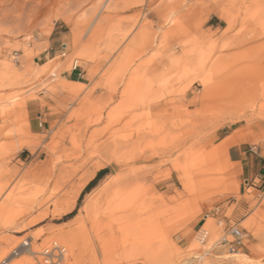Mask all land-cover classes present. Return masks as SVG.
Segmentation results:
<instances>
[{
  "label": "rangeland",
  "instance_id": "374dc122",
  "mask_svg": "<svg viewBox=\"0 0 264 264\" xmlns=\"http://www.w3.org/2000/svg\"><path fill=\"white\" fill-rule=\"evenodd\" d=\"M85 4L35 22L24 60L22 38L1 57L16 77L0 79L5 264L52 241L64 264H237L215 261L231 226L264 264V0Z\"/></svg>",
  "mask_w": 264,
  "mask_h": 264
},
{
  "label": "bare ground",
  "instance_id": "6f19581e",
  "mask_svg": "<svg viewBox=\"0 0 264 264\" xmlns=\"http://www.w3.org/2000/svg\"><path fill=\"white\" fill-rule=\"evenodd\" d=\"M88 1L90 2L94 0H46L45 1L46 5H44V2H40L38 0H0V68H3V71L0 74V79H4V80L10 79V80L16 81L15 75H13L11 72V68H14V65L11 63V60L10 61L6 60L7 57L5 60H3L1 59V57L2 55L6 56L8 53L12 51L19 50V47L21 49L22 48L21 43H22V45L24 46L23 50H25V53H26L22 59L24 60V58L27 56V52L30 49L29 41L32 35V25L35 22L42 20L44 16L46 17L47 14H50L53 11H55V16L52 15L53 17L59 20L63 19L68 24L72 23L71 21L74 18L75 14H77V12L81 8L83 9V7L86 5L85 3ZM74 31L77 32L76 30ZM15 38H22V42L17 46L12 44V40ZM77 43L78 41L74 34V37L72 38V44L73 46L76 47ZM66 47L68 48L67 45ZM75 54L78 57L86 58L85 54H83L81 49H77ZM75 63L78 66L79 60L76 59ZM54 64H56V62H54ZM66 64L67 63L65 62L64 63L58 62L56 66L52 64H46L43 67L48 72H49V69H52V68L55 72H57V71H60L62 68L66 67L67 66ZM201 83L205 85V82L202 81ZM70 84H73V83H70ZM73 85L74 86H84L83 84L81 85L78 83L73 84ZM103 167H104L103 165L98 166L99 169H102ZM25 241H23L21 244L26 245ZM50 244L53 245V248L49 246ZM29 245L32 246V243ZM49 245L45 246L41 251H38L36 248L29 249L27 251L29 255L31 256L29 261L27 262L19 261L13 264H26V263L36 264L35 263L36 261H34L33 257L37 259L38 255L40 256L42 260V264H50V262L51 264H64L66 260L67 252H68L67 248L63 244L59 243L58 241H52L49 243ZM56 247L59 248V251H60L59 253L54 252V248ZM195 250L197 249L195 248ZM12 252H13V248L8 249V250L7 249L1 250L0 251V264H5L4 262L5 259ZM192 256H193L192 259H188L185 262H190V261L193 262L192 260H197V262H200L202 260H207L205 259L207 254H200L199 252H196ZM215 261L216 262H226V263L234 262L237 264H253L252 259L240 253L231 254L230 256H223L222 258L216 257ZM11 263L12 262H10V264Z\"/></svg>",
  "mask_w": 264,
  "mask_h": 264
},
{
  "label": "built area",
  "instance_id": "2783aa9c",
  "mask_svg": "<svg viewBox=\"0 0 264 264\" xmlns=\"http://www.w3.org/2000/svg\"><path fill=\"white\" fill-rule=\"evenodd\" d=\"M67 50L66 45L63 47V51ZM66 53H62V56L64 57ZM74 68H77V65H75ZM210 234L208 231L201 228L198 232V242L205 246L208 244ZM247 233L244 232V230L240 229L237 226H231L228 228H225L224 233L222 237L219 239L217 246H223L227 249L229 254H237L240 253V251L243 249V247L246 244L247 241ZM53 248V245H49ZM211 250V249H210ZM55 253H59V248H54ZM51 264V262H50Z\"/></svg>",
  "mask_w": 264,
  "mask_h": 264
},
{
  "label": "crops",
  "instance_id": "0c3cea01",
  "mask_svg": "<svg viewBox=\"0 0 264 264\" xmlns=\"http://www.w3.org/2000/svg\"><path fill=\"white\" fill-rule=\"evenodd\" d=\"M80 76H81V73L78 71V68H74L72 70V72H70V74H69L70 79H68V80H70V82L73 84L78 83V84L82 85V83L79 81ZM47 122H48L47 120L44 121V118L41 115V116H39L38 122H34L32 125H33L34 129H44Z\"/></svg>",
  "mask_w": 264,
  "mask_h": 264
}]
</instances>
